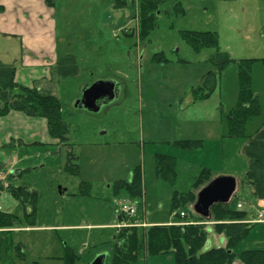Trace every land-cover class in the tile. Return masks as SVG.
Wrapping results in <instances>:
<instances>
[{"label":"rangeland","instance_id":"obj_1","mask_svg":"<svg viewBox=\"0 0 264 264\" xmlns=\"http://www.w3.org/2000/svg\"><path fill=\"white\" fill-rule=\"evenodd\" d=\"M138 1L119 9L115 0H62L59 51L77 57L79 74L60 77L54 94L69 125L71 145H51L42 119L26 120L25 129L16 120L7 130L0 129V167L6 183L39 195L35 226L27 228L22 205L0 189V209L23 220L6 235L10 248L0 264H66L67 251L77 256L75 264H94L99 256L105 257L104 264H113L117 225L124 223L120 203L129 199L126 193L115 195V182L130 180L137 167L147 193L131 199L137 208L131 222H143L146 214L149 223H178L171 215V195L193 190L204 169L213 178L234 177L237 190L231 206L242 201L244 210L252 212L255 198L246 180L250 160L244 149L264 125V66L256 63L252 73L261 113L246 123L245 137L230 138L227 117L239 95L238 65L233 62L218 74L212 61L217 50L197 53L182 33L215 32L219 52L235 61L262 59L264 0H167L159 10L157 28L146 40L139 35ZM178 3L182 15L177 14ZM157 54L167 62H158ZM209 73L216 74V89L199 99L194 92ZM105 81L116 84V98L97 111L80 108L86 89ZM26 85L31 87L32 80ZM7 135L14 141L4 142ZM185 140L202 141V147L184 151L174 146ZM70 149L77 174L65 171ZM157 154L176 159L174 186L157 176ZM85 183L90 190L82 195ZM195 202L178 211L195 214ZM225 246V236L210 230L204 251ZM252 248H264V225L254 227L234 252ZM133 264L176 263L173 255L141 251Z\"/></svg>","mask_w":264,"mask_h":264},{"label":"trees","instance_id":"obj_2","mask_svg":"<svg viewBox=\"0 0 264 264\" xmlns=\"http://www.w3.org/2000/svg\"><path fill=\"white\" fill-rule=\"evenodd\" d=\"M167 0H139L138 1V30L140 38L146 40L157 28L158 13L161 6ZM133 0H115V5L123 9ZM177 14L182 15L184 10L180 3L176 5ZM183 39L197 53L204 49H216L217 53L212 61L221 74L231 63L238 65L239 95L236 106L230 111L228 121V136L230 138L245 137V126L253 117L261 113L259 96L254 92L253 68L256 63L264 66L262 59L233 60L227 54L219 52V39L215 32H183ZM160 55L158 62H167ZM155 55V58L157 57ZM163 57V56H162ZM54 76L63 78L75 76L79 73L77 59L73 55H67L59 60L54 69ZM16 68L0 62V119L11 112H20L28 117L42 118L47 121L48 132L52 139L57 141L56 145L69 146V125L62 118V105L59 98L50 91L39 89V87H25L16 83ZM217 86L216 74L209 73L203 80L202 86L195 90L197 98L206 99L211 96ZM176 148L184 151H195L202 147V141H178L174 143ZM245 154L250 160L249 171L246 180L253 189V195L258 201L264 202V125L249 137L245 146ZM68 160L65 171L69 174L79 172L73 151L68 152ZM155 169L157 176L171 186L176 184V159L174 157L157 154L155 156ZM1 170V167H0ZM213 180L210 171L204 169L197 177L193 190H201ZM90 185L85 183L81 186V194H89ZM191 190L189 193L174 191L171 195V215L189 203H194L197 194ZM115 195L126 193L130 199H139L145 195L144 178L141 167L133 171L131 180L115 182ZM198 191V192H199ZM7 192L13 199L18 201L24 209V221L35 226L34 214L39 202L36 191H29L26 187L14 188L9 185ZM234 202V200H233ZM229 204H218L212 208L211 218L204 219L192 213L184 220L191 222L197 218L201 223L197 225H150L123 227L117 231L114 239L113 264H133L138 260L141 251L149 256L173 255L176 264H234L240 261L242 264H264V248H252L234 252L235 249L248 239L252 229L257 224H246L242 221L248 219L249 212ZM30 212L27 213V207ZM179 217V216H178ZM176 219L177 217L174 216ZM120 221L128 220L120 217ZM178 219V218H177ZM22 218L0 209V261L6 259V251L10 248L6 235L14 232L12 229L21 225ZM208 226V227H207ZM210 227V228H209ZM23 228V227H21ZM218 235H224L226 246L211 248L204 251L208 241L210 230ZM66 264H75L77 256L67 251Z\"/></svg>","mask_w":264,"mask_h":264},{"label":"crops","instance_id":"obj_3","mask_svg":"<svg viewBox=\"0 0 264 264\" xmlns=\"http://www.w3.org/2000/svg\"><path fill=\"white\" fill-rule=\"evenodd\" d=\"M61 2L62 0H0V62L16 68L15 80L19 85L28 87L26 84H28L29 80H32L33 85L31 87L36 86L41 90L55 92L56 86L54 85L60 78H56L55 80V76L53 75L54 69L64 55H70H61L59 51V30L62 29L59 21L62 19V14L59 11ZM64 39L65 41H70L67 35ZM45 83L53 85L54 89H48ZM55 95L57 96V94ZM109 103H100V108ZM27 117L20 112H11L6 117L0 119V129L7 130L6 127H11L12 121L15 120L20 121L24 125L23 129H25L26 120L33 118ZM42 120L44 121L43 125H45L46 132L50 137L47 121L45 119ZM19 131L23 132L21 129ZM17 136L19 137V135ZM13 138L7 135L4 142H8L9 140L14 141ZM222 139L223 137L221 136V142H223ZM50 142L51 145L57 144V141L51 137ZM258 202L264 203L255 198V202L251 205L252 212H250L248 219L254 218L255 211L253 206ZM241 203L242 201H239L237 205ZM242 205L244 206L243 203ZM144 217L145 220L143 222H131L126 219L123 221L128 226L162 225L154 222L149 223L146 214ZM171 224L173 222L164 225ZM259 225H264V223L258 224L257 226ZM102 263H105V257ZM235 264L242 263L236 261Z\"/></svg>","mask_w":264,"mask_h":264},{"label":"water","instance_id":"obj_4","mask_svg":"<svg viewBox=\"0 0 264 264\" xmlns=\"http://www.w3.org/2000/svg\"><path fill=\"white\" fill-rule=\"evenodd\" d=\"M116 84L112 82H99L95 86L88 88L78 102L80 108L91 111L100 109V103H109L117 96ZM15 173V171H14ZM237 190V181L232 176H220L214 178L207 186L202 188L197 194L196 202L193 206L194 212L201 218L210 219L212 208L218 204H229ZM66 190L60 188V193ZM104 256L95 259L94 264H103Z\"/></svg>","mask_w":264,"mask_h":264},{"label":"built area","instance_id":"obj_5","mask_svg":"<svg viewBox=\"0 0 264 264\" xmlns=\"http://www.w3.org/2000/svg\"><path fill=\"white\" fill-rule=\"evenodd\" d=\"M7 176L4 175L2 172H0V184H3L4 187H7ZM239 208H241V205H238ZM137 208L136 206L132 203L130 199L124 200L122 203H120V210H119V216H127V217H132L136 214ZM177 212L174 213L176 215ZM186 216V213L180 212V217L184 218ZM248 223H263L264 222V207L261 209L257 210V218L252 220V221H246ZM196 224L194 222L190 223H180V225H193ZM124 225H120L118 227H122Z\"/></svg>","mask_w":264,"mask_h":264},{"label":"bare ground","instance_id":"obj_6","mask_svg":"<svg viewBox=\"0 0 264 264\" xmlns=\"http://www.w3.org/2000/svg\"><path fill=\"white\" fill-rule=\"evenodd\" d=\"M247 219V218H246Z\"/></svg>","mask_w":264,"mask_h":264}]
</instances>
